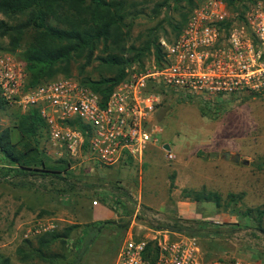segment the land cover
I'll return each instance as SVG.
<instances>
[{"label":"rangeland","instance_id":"374dc122","mask_svg":"<svg viewBox=\"0 0 264 264\" xmlns=\"http://www.w3.org/2000/svg\"><path fill=\"white\" fill-rule=\"evenodd\" d=\"M126 1L136 4L126 17L127 45H140L152 27L160 42L172 41L173 26L182 24L181 14L189 15L200 3L194 0L197 5L190 7L185 0H168V7L161 6L155 14L154 6L162 0ZM24 18L0 12V19L9 24ZM33 35L34 30L27 28L13 51L8 36L0 35V53L21 60ZM156 60L149 53L143 66L134 64L127 70L156 69L161 64ZM78 64H73L72 77L77 76ZM85 73L93 78L108 74L97 60ZM20 112L18 104L6 102L0 110V127L11 126ZM152 122L162 130L159 141L141 159L128 157L109 166L97 164L85 147L71 154L45 133L39 140L40 150L53 160L64 158L70 163V174L61 178L17 174L0 153V170H12L0 178V254L22 264L16 249L26 230L41 221L53 228L30 240L37 245L44 236L58 234L47 247L54 253L55 264H114L125 239L179 232L173 227L177 223L204 227L196 233L180 232L198 238L204 260L239 255L252 264H264V231L251 222L237 225L240 219L235 212L264 204V89L208 97L165 87ZM163 144H169L172 159L166 157ZM202 187L223 198L228 193H242V197L217 208L212 202H196L183 195L184 189ZM102 220L113 223L97 232L94 223ZM69 226L72 230L65 233ZM32 262L27 264H46L36 258Z\"/></svg>","mask_w":264,"mask_h":264},{"label":"built area","instance_id":"2783aa9c","mask_svg":"<svg viewBox=\"0 0 264 264\" xmlns=\"http://www.w3.org/2000/svg\"><path fill=\"white\" fill-rule=\"evenodd\" d=\"M163 64L153 70H130L102 104L97 93L76 77H56L26 87V67L11 53H0V99L26 111L38 108L50 141L71 154L85 147L100 165L141 159L159 141L161 128L152 122L160 93L151 83L202 96H222L264 89V1L230 9L225 0H202L179 34L162 40ZM166 157L174 156L170 150ZM94 205L97 201L92 200ZM53 228L37 221L25 238ZM114 264H252L244 256L204 260L194 235L129 237Z\"/></svg>","mask_w":264,"mask_h":264},{"label":"trees","instance_id":"16d2710c","mask_svg":"<svg viewBox=\"0 0 264 264\" xmlns=\"http://www.w3.org/2000/svg\"><path fill=\"white\" fill-rule=\"evenodd\" d=\"M185 1L190 7L197 5L194 0ZM225 1L231 9H243L248 2L254 0ZM165 5L168 7V0L157 2L153 10L155 14ZM135 9L136 4H129L126 0H0V12L3 15L25 17L15 24L0 19V35L8 36L9 48L13 51L20 45L26 29L31 27L34 30L32 40L21 53L27 72L26 87L37 86L60 75L72 77L73 64L79 63L76 78L97 93L104 104L113 88L126 76L128 67L134 64L143 66V58L149 53L154 54L156 61L161 63L160 66L164 61V48L154 27L149 29L140 45H127L130 28L126 17L130 10ZM187 15L188 13L181 14L183 26L188 19ZM182 24L173 26L176 36L181 31ZM152 30L154 31L151 32ZM98 49H102L101 53L95 56ZM81 58L84 59L83 62H79ZM93 60H97L100 68L108 74H101L97 78L86 74L85 69L92 65ZM149 90L161 95L165 86L151 83ZM5 104L6 101L0 99V110ZM14 133L17 134L16 140H13ZM45 133L47 126L38 108L20 112L11 126L0 127V153L14 166L15 173L38 174L50 178L70 174L69 161L64 158L53 160L40 150L39 140ZM9 171L12 170H0V178L7 177ZM183 195L196 202H212L217 208L236 203L242 197V193H228L223 198L219 192L205 187L192 191L184 189ZM235 212L240 219L237 225L247 226L251 222L264 231V204ZM110 223L113 221L94 223L95 230L99 232ZM173 227L179 232L186 229L189 233L204 230L203 226L191 224L186 227L175 223ZM72 228L73 226L67 227L65 233H69ZM58 237V234H49L39 239L37 245L30 238L23 239L16 249L18 259L22 264L30 261L33 263L35 258L46 264H55L54 253L47 247ZM0 264L13 263L8 256L0 254Z\"/></svg>","mask_w":264,"mask_h":264},{"label":"water","instance_id":"95a60500","mask_svg":"<svg viewBox=\"0 0 264 264\" xmlns=\"http://www.w3.org/2000/svg\"><path fill=\"white\" fill-rule=\"evenodd\" d=\"M163 148H164L165 150H170V146H169V144H163Z\"/></svg>","mask_w":264,"mask_h":264},{"label":"crops","instance_id":"0c3cea01","mask_svg":"<svg viewBox=\"0 0 264 264\" xmlns=\"http://www.w3.org/2000/svg\"><path fill=\"white\" fill-rule=\"evenodd\" d=\"M147 155H148V153H147Z\"/></svg>","mask_w":264,"mask_h":264}]
</instances>
